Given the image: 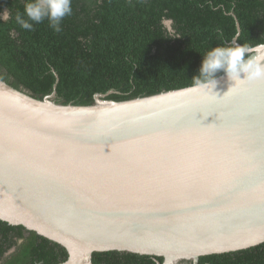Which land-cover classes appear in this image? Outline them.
<instances>
[{
  "label": "water",
  "instance_id": "95a60500",
  "mask_svg": "<svg viewBox=\"0 0 264 264\" xmlns=\"http://www.w3.org/2000/svg\"><path fill=\"white\" fill-rule=\"evenodd\" d=\"M213 79L92 105L0 79V220L64 247L56 264H198L264 243V80Z\"/></svg>",
  "mask_w": 264,
  "mask_h": 264
},
{
  "label": "trees",
  "instance_id": "16d2710c",
  "mask_svg": "<svg viewBox=\"0 0 264 264\" xmlns=\"http://www.w3.org/2000/svg\"><path fill=\"white\" fill-rule=\"evenodd\" d=\"M25 3L0 0V79L38 99L55 91L61 104L92 105L95 94L109 91L106 99L121 101L192 86L205 54L232 44L236 20L241 46L264 43V0H72L60 32L47 20L32 30L17 24ZM23 231L0 220V254L3 237L13 233L22 239L4 264H56L67 258L64 247ZM162 260L118 251L92 254L93 264ZM198 264H264V243L203 255Z\"/></svg>",
  "mask_w": 264,
  "mask_h": 264
},
{
  "label": "clouds",
  "instance_id": "9594fccd",
  "mask_svg": "<svg viewBox=\"0 0 264 264\" xmlns=\"http://www.w3.org/2000/svg\"><path fill=\"white\" fill-rule=\"evenodd\" d=\"M71 3L72 0H26L23 14L17 12L15 20L26 30H32L34 24L47 20L54 31L60 32L61 21L72 13ZM167 26L170 27V23ZM238 39L239 34L234 37L231 45L213 47L205 54L200 74L193 78L192 91L202 88L207 90L208 79L216 83L213 74L221 69L233 81L264 80V43L241 46L236 43ZM241 74L244 78H241Z\"/></svg>",
  "mask_w": 264,
  "mask_h": 264
},
{
  "label": "flooded vegetation",
  "instance_id": "af4514ba",
  "mask_svg": "<svg viewBox=\"0 0 264 264\" xmlns=\"http://www.w3.org/2000/svg\"><path fill=\"white\" fill-rule=\"evenodd\" d=\"M26 235H27V230L24 229L23 236H26ZM1 236H3V235L1 234ZM3 239H4V243H3L4 251L0 254V264H4L6 259L11 257L18 250V247L22 243V239L18 238L13 233L10 234L9 237H7V238L3 237ZM7 239H10L11 241H8ZM161 263H159V264H161ZM36 264H40V263H36ZM183 264H192V262L186 261V262H183Z\"/></svg>",
  "mask_w": 264,
  "mask_h": 264
},
{
  "label": "rangeland",
  "instance_id": "374dc122",
  "mask_svg": "<svg viewBox=\"0 0 264 264\" xmlns=\"http://www.w3.org/2000/svg\"><path fill=\"white\" fill-rule=\"evenodd\" d=\"M167 24V23H166ZM168 25V24H167Z\"/></svg>",
  "mask_w": 264,
  "mask_h": 264
}]
</instances>
